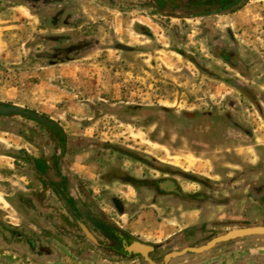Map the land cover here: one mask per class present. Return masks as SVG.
Listing matches in <instances>:
<instances>
[{"label": "crops", "instance_id": "obj_1", "mask_svg": "<svg viewBox=\"0 0 264 264\" xmlns=\"http://www.w3.org/2000/svg\"><path fill=\"white\" fill-rule=\"evenodd\" d=\"M251 1L252 0H250L249 3H251ZM65 4H67V2ZM67 5L68 7L70 6V13H72L73 16L75 15L74 19L78 21L79 25H76V28L82 35L81 40L87 42L88 49L83 53H79V55L77 56H68L61 62L45 61L43 59V55L35 54L36 61L42 62L43 66L45 67H40V63H37V65L35 67H31L32 70L29 73L23 75V77H29L30 75L33 77H38V80H40V77L42 76L41 73H43L48 68L55 66H65L66 69H68L67 67H70L68 65H71V67L76 66L80 68L87 66L89 68L90 66H92L93 68H97L100 65L96 60H93V58H102L103 52L101 51H103L102 47L105 45V40L111 38L115 39L116 42L113 47L107 49V55L109 56V61L113 63L114 67L116 63H119L123 59L122 57H126L131 53L139 58L145 57L144 61L149 59V66H147L146 64L142 65L144 71H147V69L152 66L159 67L160 70L163 71L165 69L164 67L168 66V64H172L173 62H191V65L195 69V72L193 73V75L195 76V84L193 88V95L196 98V101L194 100L195 108H186L183 110L198 111L205 109H219L220 112H223L225 111L223 109H230L229 107H232V109L234 110L233 112L238 117L240 124L244 127H247L251 132V139L245 138L241 133L239 134L233 131L231 133L229 132V134L226 135V138L235 139L238 137V139H240V142L242 143L239 148L235 149V155L236 157H239V161L242 165H244V167H247V169L242 170L243 166H240V169L243 171V173L255 172V174H264V15L263 17L259 15H252V10H254L256 13L258 9H262V11H264V6H262L263 8H261L258 4H247V8L245 9H248L249 12L247 15H245L243 13L245 9H243L241 12L239 11V16L243 17L239 20H237V18H230L229 21L219 20L223 19V17L228 16H215L218 19L217 23L214 20H203L202 23H208V31L205 35H203V32H201L199 29L200 22H195L194 25H196L197 33L194 38L195 43L192 46V55L189 56V54H187V56H185L179 50V48L174 47L171 48L170 58L168 59L167 57H165L162 59V55L160 53L162 52L163 45H156V47L154 48L155 51L153 53H150L149 50H146L144 48V45H146L148 41H154L156 38V41L159 43L160 39L157 40V28L154 27L151 18L136 16V9H126L122 11H115L113 10V8L108 9V13H111L112 16L105 18L104 15L100 18V20L95 21L97 18L94 19L92 15H90V13L99 12L98 9L103 7L96 5L94 7V10L96 8V11L91 10L90 12L87 10L84 11L87 5L86 2L79 3L77 5V9V6L73 7L72 5ZM77 13L79 14L78 16L76 15ZM129 15H133V19L130 20ZM233 15H237V13ZM125 16H127L126 20H124ZM69 19L72 18L67 15L65 16V18H63V20H61L62 22H60V20L59 22L55 21V24H57V26H55L54 28L46 29V26L41 25V22L39 23L38 18L34 16L32 11L23 1L0 0V67H2V64L6 65L11 74H16L17 72H19V74H23V68H28V66L25 65L26 58H24V56L26 57L27 54H25V52H20V49L18 50L16 48V45L12 43V40L15 36H19L20 39H22L21 34L28 30L29 27L34 32L37 30L39 31L38 37H52L53 35H58L57 37H63L61 35L63 33L67 34L65 35V39L73 40L71 36L72 34L68 32L73 28V25L69 23ZM63 21L65 23H63ZM159 21L166 23V18L159 17ZM178 21L179 20L171 22L174 23V25L172 26V32L174 33L175 37L178 36L179 32L182 33L183 22L181 23L180 21ZM236 21L239 22L242 33L246 32L249 36H252L251 34H254L253 36H256L255 46L250 39H247L245 43L238 40L236 35ZM229 31L233 33V39H230L227 36ZM46 32L47 34H45ZM257 35L259 36L257 37ZM159 36H161V34H159ZM73 41L76 42L77 40ZM202 43H205L206 53L203 51L202 47H200ZM20 44H22V42ZM217 44L222 46L223 48H227L231 52H235L236 60H233L234 57H231L230 55L224 56L221 53H217L216 49L219 48L215 46ZM122 51H128L129 53L125 54ZM114 54H117V56L115 57L116 60L113 59ZM16 60H19V62H16ZM135 61L140 60L133 59V62ZM84 62L85 65H83ZM236 63H239V66H241H237L239 69L241 68L240 71L236 69ZM133 66L137 67L139 66V64L136 66V64L134 63ZM86 70L88 74H86V77L88 78V80L84 82V86L82 87L81 92L79 91V86L77 88H71V94H67L69 97L76 93L80 95L85 94L88 98H93V96L91 97L90 94L94 93V97H97L99 95L98 99L101 100V98H104L108 94H111L112 96L117 92L119 94V90H115L114 85H112L111 88H108L107 86L98 87V92L89 90V79L94 78V75L89 74L92 72V70ZM62 74H65L64 77H67L66 71ZM79 77L80 75L78 76L77 73H75L73 76V78L75 79H79ZM224 77H227L228 79H225ZM22 83L23 85H25L27 81L23 80ZM60 83L61 82H51L52 86L54 85L53 87L55 89L57 87L63 88V84ZM177 87H179V80L177 82ZM27 89L23 91L19 87H16L15 90H12L16 94H19V92H23L27 97L31 94L33 99V101H30L31 104L25 105L24 103H20L18 101L8 100L9 104H13L24 109L27 107H31L30 109L34 108L35 113L47 118L48 120H56L58 122L60 118L56 117L55 119L49 116V112L47 111V109L53 110L54 114H59L60 111L57 109L59 105H47V102L49 103V101L53 100L50 96H48L47 98L44 96L43 92L45 91L41 88V84L37 83L33 85L32 90ZM65 89L69 90V88ZM241 89L248 90L253 99L248 100L244 96V98H240L242 96L239 93ZM12 90H9L7 92H10ZM165 91L166 94H168L169 90ZM171 93L172 92H170V94ZM236 94L238 95V97H236ZM200 96H202L203 98H200ZM219 96H221V100H218ZM53 97L54 99L56 98L55 94H53ZM65 99L67 98L65 97ZM147 99L148 98L143 97L140 103H125L124 107L128 110L147 109L152 107H162L170 109L173 107L174 103H177L176 100L170 101L165 99V101L159 100L156 104H152V102H149V100ZM238 99H241L242 101ZM17 100H19V98ZM0 101L2 102L1 99ZM102 102V108L98 107L99 109L101 108V112L99 111V114L102 113L103 110L111 107V105L108 104L107 101L102 100ZM147 102L151 104H146ZM229 103H231V106L228 105ZM113 116L112 118H114ZM14 118L17 117H0V121H13ZM57 125L59 126V124ZM59 128L61 130V134L59 133V135L62 139H64L65 132H63L60 126ZM31 131L33 133L32 136L36 135V132L34 130ZM79 135L81 137H87L83 133ZM40 146V139L38 141H34L28 137L26 132L24 133L17 131V128H15V130L13 131H0V211L2 212L1 218L7 224V226L10 227V229L7 230L8 232H6L5 234L7 237L13 238L11 241L14 242L10 243V246L6 245L5 243L0 244V257L9 259L14 264H90L91 262L88 261L90 255L88 254V250H84V256L81 257V259H78V257L75 255V251L78 250H74L72 248L69 249V247H71L69 244L65 245L68 249L63 246V249H65L68 254H65L64 251H62L61 249L60 251L55 247V249L49 250V252L44 256L33 257L34 259L32 261H30L29 259H23L26 257H24L25 251L23 250L24 248H22V246L25 245L22 238L23 236L21 237L18 234V229H20L21 225H23V221H25L22 213L25 212L26 214L28 212L26 206L29 204V200H31L32 203H36L39 205L38 201H33L35 196L31 195L36 192L40 193V191H42L44 187L40 180L35 179L34 175L41 171H49L48 168L46 169V167L49 166V152L55 153L56 151L54 148H49L46 158L43 159V151L40 149ZM109 148H111L108 149L109 154H106L105 152V156L107 158V161H110V157L112 159L109 162L110 165H107L110 167L109 169H111V173H114V170H117L128 173L132 178L137 180L146 179V177H144V172L143 175H141V173L138 172L137 168L134 167L136 163L130 162L132 163L131 165L129 163L125 164L123 162V159L118 158L119 156L115 157L116 154L119 155V153L117 151H112L114 150L113 147L110 146ZM84 151V149H81V154L76 158H73L71 154L72 151L67 152V150L65 149V153L63 156V167L65 173L62 171L63 175L72 172L76 173L81 181L85 183L86 187H90L89 185L91 183H101V188H104L105 190L117 188L113 191L118 199L117 201H112L117 204L114 205L115 208L113 210V214L121 220V225H119L114 220H111L114 222L117 228L129 234V237L137 238L143 244L158 245L167 241L168 239H171L172 237H175L174 235H176V233L180 230L195 227L198 225L208 223L217 224L241 222V220H257L259 218L264 219V205H261L262 207H259L258 212H256V216H254L251 214V212H248V206L250 203L254 205H257V203L253 200H250L249 198L244 199L242 202L232 201L231 203H228V205L220 203L214 204L215 199L218 201V199L227 195L228 197H232L231 193L229 191L227 194V192L214 193L209 190H202L198 184H195V182L189 183L180 179H178L177 182L179 187H181L184 192L196 193L198 191H203L204 194L210 196L214 200L205 203H199V205H196V207L194 208V206H192L191 204L177 202V200L174 201L171 198H167L169 196H166L160 200L167 201L166 204H173L171 201H174L175 204L177 203L176 205L178 206L177 209L179 212L175 215L174 213L167 212L165 213L167 215L161 217V215L163 214H160L162 209L159 206L158 199H156L157 203H150L149 201L151 199L148 200L150 193H148L145 188L135 190L131 185H127L123 180H119L120 182H118L116 177L115 179L111 176L98 177V175H96L95 177H93L91 172H94L93 174H97L96 172L102 171L100 166H103V162L100 161V159H96V161L87 160V162L84 163L83 157H85V155L82 154L84 153ZM86 151L92 153V156H94V154L95 156L99 155L98 150L94 148L86 149ZM103 156L104 154H100L99 158ZM184 156L185 155H183L181 158L179 156L173 157L174 159H177L175 160V163H179V160L182 164H184L185 162L189 163V158H185ZM201 157L202 158L199 159V162L197 164L199 168H195V170L189 171H191L199 178L204 177L211 181L215 180L214 177L210 175L212 173V170L210 168H208V170H205L200 166V163H206L208 159L212 157V155L207 154L202 155ZM38 159H41V163L45 162V164H40ZM185 166H188V164H186ZM177 169H181L182 171H184V173H186L189 168L178 167ZM227 175L231 176V174ZM227 175L226 177L229 179L230 176ZM185 176L187 177L188 175ZM148 177L151 179H160V177L163 176L156 175L157 178H154L150 171ZM236 178H239V176H237ZM192 179H194V177H191L190 180ZM263 179V176L259 178V180ZM115 184H119V186L115 187ZM69 188L72 190L70 184ZM119 189H126V192H121L119 191ZM137 192H141L143 196H136ZM50 193L54 200L53 194L56 193V190L53 186L49 187L46 191V196L44 198L42 197L43 205L48 204L46 200L51 198L49 196ZM72 193L75 194L74 192ZM142 199L143 203H145L144 201L146 200L148 201L147 205L151 210H148L146 212L141 211L139 213L134 210L132 211L127 209V206H134L137 202H141ZM232 204L243 207L242 211L238 212L236 210H231L229 207ZM153 211H156L159 214H154ZM159 218L160 222L156 221ZM143 225H149L151 226V228L155 226L158 227L159 230L157 232L145 230L142 231L141 228H143ZM90 235H93V237L96 238L95 233L91 232ZM69 250H71L72 252ZM27 252L33 254L32 250ZM90 252L93 253L92 250Z\"/></svg>", "mask_w": 264, "mask_h": 264}, {"label": "rangeland", "instance_id": "obj_2", "mask_svg": "<svg viewBox=\"0 0 264 264\" xmlns=\"http://www.w3.org/2000/svg\"><path fill=\"white\" fill-rule=\"evenodd\" d=\"M64 3L67 2V4L72 5L73 7H76L79 3H85L86 2V8L84 9L87 11L94 10V7L96 5L103 7L99 8V12L90 13L95 21L100 20L102 16L105 15L106 17L112 16L111 13H108V9H112L115 11H122V10H132L136 9V16H144V17H150L152 20V23L154 24V27L157 28V40H159V43L155 40L148 41L146 45H144V48L146 50H149L150 53H153L155 50L154 48L156 45H163L162 46V52L160 53L162 55V59L167 57L170 58V51L171 48H179V50L187 56V54L192 55L193 49L192 46L195 43L194 38L197 33L196 31V25L195 22H200L199 29L201 32H203V35H205L208 31L207 26L208 23H202L203 20H214L217 23V18L214 16H206V17H200L197 18L195 16H189L186 13L177 12L180 14H175L177 16H173L171 14H156L152 8L148 4H151L149 0H62ZM246 0L245 2L242 1L237 8L234 9V11L226 12L225 14H222L221 16H228L223 17V19L219 20H225L229 21L230 18H237L239 20L240 12L247 8V4L251 5H259L261 8L264 6V0H252L251 3ZM78 6L76 7V9ZM98 8V7H97ZM170 12V8L166 7L165 11ZM96 11V8L95 10ZM240 11V12H239ZM249 12L248 9H245L243 12L245 15H247ZM237 13V15H233ZM79 15L78 13L76 14ZM146 15V16H145ZM252 15L256 16L259 15L263 17L264 11L262 9H258L257 13L252 10ZM75 16V15H74ZM130 20L133 19V15H129ZM154 16V17H153ZM220 16V15H219ZM237 16V17H234ZM126 17H124V20H126ZM159 17L166 18V23L159 21ZM163 20V19H162ZM175 20H179L182 23V33H178V36L175 37L173 31V25ZM178 21V22H179ZM206 21V22H208ZM233 21V20H232ZM69 23L73 25V28L70 32L72 34L73 40H81L82 35L79 33V31L76 28V25L78 24V21L76 23V19H69ZM180 23V24H181ZM236 24V35L239 41H242L245 43L247 39H250L253 42V45H256V36H253L254 34H251L252 36L247 35L246 32L242 33V30L240 28V24L238 21L235 22ZM38 32V33H37ZM19 33V32H17ZM21 34V33H20ZM47 34V32L45 33ZM161 34V36H159ZM62 36H65L67 34H61ZM22 39H20L19 36H15L12 40V43L16 45V48L20 52H25L26 58L25 65L28 66V68H23V74H19L17 72L16 74H11L8 70L7 66L2 64V67H0V99L2 100V103H9L8 100L12 101H18L20 103L31 104L30 101H33L31 94L27 97L26 94L23 92H19V94H16L13 90H15L16 87H19L23 91L31 89L33 85L40 83L41 88L45 91L43 92L44 96L47 98L50 96L53 101H49L48 104H54L59 105L58 110L60 111L59 114H54L53 110H48L49 116L56 119L60 118L58 122L55 121L63 132H65V138L62 139L59 136H57L53 131H50L46 128L40 127L38 124L25 119H19L14 118L13 121H0V131L1 130H15L17 128V131L20 132H26L29 138H31L34 141H38L40 139V143L44 144L45 146L49 147L50 149L54 148L55 153L49 152V159L48 168L49 171L45 170L44 172L41 171L37 174H35V179H38L41 181L43 185L42 191L40 193L36 192L33 193L31 196H35L33 201L39 202V205L36 203H32L31 200H29V204L26 206L27 213H22V216L25 218V221H23V225H21L20 229H18V234L23 238L24 245L22 248L25 251L24 260L29 259L32 261L35 256H32L30 252V243L35 240L40 245L44 246L48 250H53L55 247L58 250H62L65 252V254H68V252L63 249V246L66 244H69L71 247L69 249L78 250L75 251V255L78 257V259H81V257L84 256L83 252L84 250H88L89 260L90 264H128L127 262H122L119 260H112L114 258H110L109 256H106L105 254L99 253L97 250L94 249L91 243L86 242L82 244V246L78 247H72L73 243L70 240H67L65 237L70 235V237L73 238L77 237L81 234L78 230V226H76L75 222L73 220H70L69 216H67V213L64 211V209L60 206L57 201L52 198L51 193L49 196L50 199L46 200L48 204L43 205L42 203V197L45 195V191L49 187H54L56 190V195L59 196V199H64L63 202H66L69 206L70 211L77 213L78 219L82 222L88 223L91 219L93 221L92 223L101 224V228L103 229V235H105L108 238H111L112 235L109 230H112L111 224H114L112 220L117 222L119 225H121V220L116 217L113 214L114 206L117 205L115 202L111 203V198L114 197L113 191L117 188L105 190L104 188H101V183L97 184H90V187H86L85 183L81 181L79 176L76 173H66V175H63L64 167H63V156L65 153V149L67 152L72 151V157L76 158L79 156L80 150L84 149V163L88 161H96L100 159V161L103 162V166H100L102 171L96 172L97 174H93L94 172H91L93 177L98 175V177H110L109 172L111 169L107 165H110V161L112 160L110 157V161H107L106 154H109L108 149L110 146L113 147L114 150L119 148V151L127 150L128 153H130L129 158L123 157L120 155H117L115 157H118L119 159H123V162L125 164H132L136 163L134 165L135 168H137L138 172L143 175L144 177L148 178V173L150 172L149 168H144V159L140 157L143 155V153L147 152L150 155L148 158H151V161H149V165L151 166V169H156L161 167L163 164H167L172 167V170L174 171L178 167L183 168H189L188 170H195L199 159L202 158V155L197 154L196 150L203 149V150H211L212 157L210 158L206 163H200L201 167L203 169L208 170L210 168L212 170V175L215 180H220L222 184L223 181L226 180V175L230 176L229 178L235 179L236 176H238L240 173L243 172L242 170L247 169V167H244V165L241 164L239 161V157H236L235 155V149L239 148L242 143L240 142V139L235 138H224L223 140L215 141L209 139L210 136L208 134L210 132H213L214 129L220 133H224L225 129L221 127L220 125H216L213 127V123H209V121H200L199 126H195L191 130H186L182 127L176 126L172 120H169L170 118L179 117L181 116L180 111L183 109H193L194 107V100L196 101L195 96L193 95V88L195 84V76L193 73L195 72V69L191 65V62H185L181 61L178 63H172L168 64V66L164 67L165 69L163 71L160 70L159 67H150L147 69V71H144V68L142 67L143 64H146L149 66V59L145 60V57L139 58L134 56L133 53L128 54L130 56L122 57L121 61L119 63L115 64V67L113 66V63L109 61V56L107 55V49L110 47H113L115 45V39H106L105 45L102 47L103 55L101 59H95L97 63L100 65L97 68H93L90 66V68L87 67H76L68 65L70 67L65 66H55L50 67L47 70H45L40 77V80H38V77H23L26 73H29L32 68L37 65V63H40V67L43 66L42 62H37L35 58V54H40L43 50H45L46 46L41 44L39 31H33L30 27L28 30L23 32L21 34ZM259 35H257L258 37ZM64 38V37H62ZM204 40V39H203ZM22 42V44H20ZM125 42V41H124ZM202 47L203 51L206 53V46L205 43H202L200 45ZM217 50V49H216ZM110 52V51H109ZM123 53H129L128 51H122ZM113 53V52H111ZM222 54V53H221ZM33 55V57H32ZM117 54H114V60ZM144 58V59H143ZM119 59V58H117ZM133 59H139L140 61L133 62ZM255 59V56H254ZM188 61V60H187ZM16 62H19V60H16ZM92 62V61H91ZM136 64V66L139 64V66L135 67L133 64ZM85 65V62L84 64ZM213 65V64H212ZM263 66V65H261ZM92 70L90 75L93 74L94 78L89 79L90 82L88 83V89L97 91L98 87L107 86L108 88H111L112 85H114L115 90H119L115 93V95L108 94L104 98H101V100L97 97H94V93H91V97L88 98L85 94H73L71 97H69L67 94H71V88H77L79 86V91L81 92L82 87L84 86V82L88 80L86 77L87 70ZM67 73V77H64L65 74H62L63 72ZM77 73L78 76L80 75L79 79L73 78L74 74ZM40 74V75H41ZM220 74V73H219ZM88 75V74H87ZM225 79H228L227 77H224ZM26 80L27 83L23 85L22 81ZM179 80V87H177V82ZM135 81V83H134ZM51 82L63 84V88H54L51 84ZM8 83V84H6ZM170 86V89H169ZM69 88V90H66L65 88ZM13 89V90H12ZM9 90H12L10 92H7ZM165 90H169L168 94H166ZM98 92V91H97ZM170 92H172L170 94ZM178 92V94H177ZM42 94V93H41ZM53 94H55L56 98L54 99ZM202 95V94H201ZM65 97L67 99H65ZM84 97V98H83ZM146 97L148 98L149 102H152V104H156L159 100L165 101L172 100L177 103L173 104V107L168 110L167 112H163L159 107L157 108H147V109H133L128 110L125 109L124 105L125 103H133V102H141L142 98ZM236 97L238 95L236 94ZM19 98V100H17ZM88 98V99H86ZM200 98H203L200 96ZM240 98H244L241 96ZM102 100L107 101L108 104L111 105V107L107 108L106 110H103L102 113L99 114V111L101 112L102 108ZM218 100H221V96L218 97ZM241 100V99H238ZM242 101V100H241ZM90 102V103H89ZM147 102L146 104H151ZM86 105V106H85ZM180 106V107H178ZM98 107H101L100 109ZM182 107V109H181ZM31 107H27L25 109L29 111H34L35 109ZM162 108V107H161ZM213 110V109H210ZM219 110V109H214ZM223 110H230V109H223ZM236 112V111H235ZM114 115V116H113ZM112 116L114 118H112ZM169 116V117H168ZM23 120V121H22ZM188 126H186L187 128ZM34 130L36 132V135L32 136V131ZM85 134L87 137H81L79 134ZM227 135V134H226ZM62 139V140H61ZM199 141V143L197 142ZM62 141V142H61ZM199 145V146H198ZM59 148V149H57ZM94 148L98 150L99 155L104 154L103 157L99 158L98 156H92V153H89L86 151V149ZM122 149V150H121ZM228 150V151H227ZM55 154V155H54ZM55 156V159L52 158V156ZM134 155V156H133ZM185 155V158H189V163H184L185 165L188 164V166H185L178 161L179 163H175V160L173 157L179 156L180 158ZM199 155V156H198ZM53 156V157H54ZM144 156V155H143ZM57 157V158H56ZM41 158V157H39ZM208 158V157H205ZM135 159L140 160L141 162H135ZM40 164H45V162L41 163V159H38ZM41 160V161H40ZM114 160V159H113ZM144 161V162H143ZM132 162V163H130ZM177 162V161H176ZM147 163V161H146ZM180 164V165H179ZM182 164V165H181ZM165 166V165H164ZM178 166V167H177ZM240 166L242 167V170L240 169ZM200 167V168H201ZM131 168V167H130ZM236 168V169H232ZM66 170V168H65ZM63 171V172H62ZM106 172V173H105ZM191 172V171H189ZM65 173V172H64ZM147 173V175L145 174ZM152 176H155L157 174L151 172ZM244 176L242 177V181H246L248 183L254 182L256 180H259L264 174H255V172H245L243 173ZM124 175H129L128 173H124ZM218 175V176H217ZM116 177V175L114 176ZM220 178V179H219ZM67 184L71 185L72 192L75 193L77 196L76 199H69L68 196L71 192L70 188H67ZM64 185V186H63ZM66 185V186H65ZM92 186V187H91ZM119 184H115V187H118ZM83 188L85 194L88 196V198H85L83 194L81 193V189ZM70 189V190H69ZM126 189H119V191H125ZM126 192V191H125ZM124 193V192H123ZM236 194V191L232 189L231 196H234ZM112 196V197H111ZM136 196H143L141 192H137ZM27 197V196H25ZM127 202V201H126ZM143 199L141 202H137L136 205L127 206L128 210H134L136 212L141 211H148L149 209L147 205V200L144 201ZM167 201L158 200L159 206L161 207L160 214L161 217L165 216V213L170 212L177 214L178 206L175 204L174 201H171L173 204H166ZM128 203V202H127ZM53 204V205H52ZM251 204V203H250ZM248 206V212H251L252 215L256 216V212H258L259 207L258 205L251 204ZM168 205V206H167ZM78 207H84L85 211L83 214H80V212L77 210ZM231 210H236L238 212L242 211L243 207L236 206L232 204L229 207ZM154 214L158 213L156 211H153ZM159 214V213H158ZM84 215V217H83ZM2 212L0 211V244H6L10 246V243H14L11 241L13 238L7 237L6 232L9 227L7 224L3 221ZM112 219V220H111ZM40 221V222H37ZM97 220V222H95ZM43 221V222H41ZM160 222V218L156 220ZM39 223H47L48 228L47 230L42 229ZM96 225V224H95ZM115 225V224H114ZM116 226V225H115ZM45 227V226H44ZM58 229H65V231L60 232L57 230L58 234L54 232L56 228ZM91 227V226H89ZM142 231H153L157 232L159 230L158 227H153L149 225H143V228H141ZM175 231V230H172ZM92 232L96 234V240H99L100 242H104L103 238L100 235V232L97 231L95 228L92 229ZM11 235V234H10ZM100 235V236H99ZM9 236V234H8ZM19 236V238H20ZM82 239V238H81ZM15 240V239H14ZM264 240V239H263ZM85 241V240H83ZM171 241V242H170ZM241 242V244H247L248 242H253V244L259 243L258 240H246ZM83 243V242H82ZM196 241H190L187 243L179 242L176 237H172L171 239H168L167 241L158 244V246H164V248L157 251L156 254H154L155 258H161L165 254L172 252V251H179L180 249L189 246V245H197L195 244ZM248 243V244H249ZM26 245H29L28 247ZM62 245V246H61ZM153 245V244H152ZM66 247V246H65ZM233 248V247H232ZM66 249H68L66 247ZM60 250V251H61ZM93 251L91 253L90 251ZM71 251V250H69ZM72 252V251H71ZM78 252V253H77ZM64 255V254H63ZM180 261V260H179ZM179 261L173 262L172 264H177ZM96 262V263H95ZM0 264H14L9 259H6L4 257H0Z\"/></svg>", "mask_w": 264, "mask_h": 264}, {"label": "flooded vegetation", "instance_id": "obj_3", "mask_svg": "<svg viewBox=\"0 0 264 264\" xmlns=\"http://www.w3.org/2000/svg\"><path fill=\"white\" fill-rule=\"evenodd\" d=\"M20 1H23L24 3H26V5L32 11L34 16L38 18L39 23L41 22V25L46 26V29L54 28L55 26H57V24H55V21L59 22L60 20V22H62L61 20H63V18H65V16L67 15L70 16V18L72 19L74 18L72 13H70V8H69L70 6L68 7V5L65 4L62 0H20ZM230 1L231 2L234 1L233 2L234 5H231V7H228V9L227 8L219 9L222 7V5L217 4V0H211V2L213 3L202 5L203 9L199 5H197L198 8L199 7L201 8V10L200 11L195 10L194 12L192 10H189L188 12L190 14L186 18L191 17V16H195L197 18H200V17L202 18L206 16H214V17L219 16V15L221 16L222 14H225V13H222L223 11L230 10V8H237L243 0H228V2ZM149 2H151V4H148V5L150 6V8H152V10L156 14H164V15L171 14L173 16H177L175 14H180L177 12L186 13V12H183L186 7L182 4L184 1H181V0H149ZM169 4H171L173 8H176V11L171 12V13L168 12L167 10L165 11V8L168 7ZM64 21L63 23H65ZM76 23H77V20H76ZM57 36L58 35H53L52 37L51 36L50 37L49 36L40 37L41 44L43 46L44 45L46 46L45 50L40 52V55L44 56L43 59L45 61L61 62L65 60V58H67L68 56H77L79 55V53H83L85 50L88 49L86 41L77 40L76 42H74L72 39H65L66 36H63L64 38H62L61 36L59 37ZM227 36L230 39H233L234 37L231 31L228 32ZM215 46L220 48V49L217 48L216 50L217 53H222L224 56L230 55L231 57H234L233 60H236L235 52H231L227 48H223L222 46L218 44ZM237 66H239V63H236L235 67L237 70L240 71L241 68L239 69ZM239 93L245 98H247L248 100L253 99L252 95H250V92L246 89L245 90L241 89ZM0 103L2 102L0 101ZM5 104H9V103H5ZM10 105H13V104H10ZM228 105L231 106V103H229ZM154 108H157V107H154ZM229 108L230 110H225L223 112H220L219 110H214V109L213 110L205 109V110H198V111L197 110H193V111L181 110L180 111L181 116L179 117L176 116L174 118H170L169 120H172V122H174L176 126L182 127L186 130H191L195 126H199L200 124L199 122L201 120L209 121V123L212 122L213 127H215L218 124L225 129V132L220 133L216 131V129H214L213 132H210L208 134V136H210L209 139L215 140V141L223 140L226 137V134H229V132L231 133L232 131L235 133H239V134L241 133L243 137L251 139V132L248 130L247 127H244L243 125L240 124L238 117L233 112L234 110L232 109V107H229ZM159 109H161L163 112L168 111L161 107H159ZM186 126L188 127L186 128ZM53 132L59 135L58 132H55V131ZM31 134L33 135V133ZM59 137L61 138L60 135ZM197 142L199 143L198 140ZM40 149L43 151L42 157L43 159H45L49 151V147L41 143ZM211 150H214V149H209V150L198 149L196 150V152L199 155H207V154L212 155L213 151ZM56 151H59V150H56ZM116 151L119 153L120 156L127 157V158L131 156L129 155L130 153H128L126 149L119 151V148H118L116 149ZM143 155L140 156L145 161V162L143 161L144 162L143 166L145 168H149L151 172H154L158 176H163V177H160V179H151L148 177L145 180H137V179L132 178L130 175L128 176L124 175V172L117 171V170H114L115 171L114 173L109 172V176L114 177L116 175V179L118 182H120L119 180H123L124 182H126L127 185L129 186L131 185L132 188L135 190L145 188L147 192L150 193L149 199H148V200L151 199L149 201L150 203H153V202L157 203L156 199L160 200L163 197L169 196L167 198H171L174 201L177 200V202L191 204L195 208L196 205L197 206L199 205V203H202V202L205 203V202L214 200L210 196L204 194L203 191L202 192L198 191L196 193L184 192L181 189V187H179L178 182H177V180L180 179V180H184L189 183L195 182V184H198L202 190H209L214 193L227 192L228 194V191L231 193L232 189L236 191V194H234V196L232 197H228L227 195V196H224L218 199V201L215 199L214 204L220 203V204L228 205V203H231L232 201L242 202L244 199L249 198L250 200H253L254 202H256L258 206L264 205V179L258 180L256 182H251V183H248L246 181L244 182L240 180L244 176L243 172H240V174L238 175L239 178H235V179L226 178V180L223 181L224 183L222 184V182L218 180L211 181L204 177L199 178L196 175H194L192 172H189V170L186 173H184V171H182L181 169H175L173 171L171 166L165 165V164H163L162 166H158V167H161V169L159 168L151 169V166L149 165V161H151V158H148L150 154L145 152L143 153ZM52 158L55 159V157H52ZM135 162H141V161L135 159ZM196 168H199V166L197 165ZM145 174L147 175V173ZM185 175H188V176L186 177ZM153 177L157 178L156 175ZM191 177H194V179L190 180ZM66 187L69 188V185L67 184ZM81 193L83 194L85 198H88L83 188L81 189ZM69 194H70L68 196L69 199L77 198V196L72 193V190ZM113 195H115L114 192H113ZM45 196H46V191H45V195L43 196V198ZM53 196H54V199L57 201V203H59L60 206L64 209V211L67 213V216H69L70 220H73L75 222L76 226H78L77 228L79 232L81 233L78 236V238L74 237V240L72 237H70V235L69 236L67 235L65 237L67 240L72 241L73 243L72 247L82 246V244L89 242L92 244L94 249L97 250L99 253L105 254L106 256H109L110 258H114L112 260H119L122 262H127L128 264H150L148 261H145L141 255L129 253L125 251V247L127 245H124V242H126L127 244H131L135 241L140 242L137 238L129 237V234H127L124 231H121L114 224H111L112 230H109V231H112L110 234L112 235V237L108 238L105 235H103V231H102L103 229L98 230L99 228H101L99 226H101V224L103 223L101 224L92 223L93 221L91 220L93 219H91L88 223L83 222V221L81 222L78 219L77 213L70 211L68 204L66 202H63L64 199H59L60 197L57 196L56 193H54ZM117 200H118L117 197L114 196L111 198V203L112 201H117ZM77 210L80 212V214H82V211H83V214H85L84 207H78ZM37 222H40V221L37 220ZM95 222H97V220ZM39 224H41L40 226L42 227V229L44 230L48 229L46 228L48 226L47 223H44V224L39 223ZM254 226H264V219L259 218L257 220H241V222H229V223H217V224L208 223V224L198 225V226L191 227V228H186V229L180 230L174 236L177 238V240H179V242L187 243L190 241H196L195 244L197 245H194V246L189 245V246H186L180 249L179 251H172V252H182L187 249H199L205 246L207 243H209L213 239L219 236H223L229 231L240 229V228L254 227ZM93 228H95L97 231L100 232L101 237L103 238V240H105L104 242H100L99 240H96L93 237V235H90ZM57 230H59L60 232L65 231V229L56 228L54 230L56 234H58ZM250 239L258 240L259 243L253 244V242H250V243L248 242L249 244L248 243L241 244V242L243 241L246 242V240L248 241ZM263 239L264 237L252 236V237H245V238H237L235 240H231V241L224 242V243H217L213 248L207 251L201 252V253L187 251L185 252V254L177 258L171 259L167 264H172L173 262H176L179 260L180 261L177 264H264V240ZM30 245L31 246L29 250L33 251V256L35 257L44 256L49 252L47 248L40 245V243H38L35 240L32 242V244L30 243ZM147 245H151L154 247V250L150 252L147 257L154 264H164V257L171 252L165 254L161 258H155L154 254H156L158 250L164 248L167 244L164 246H160V247L158 245H152V244H147ZM26 246L28 247L29 245H26Z\"/></svg>", "mask_w": 264, "mask_h": 264}, {"label": "water", "instance_id": "obj_4", "mask_svg": "<svg viewBox=\"0 0 264 264\" xmlns=\"http://www.w3.org/2000/svg\"><path fill=\"white\" fill-rule=\"evenodd\" d=\"M243 1L245 2L246 0H243ZM0 117H17V118L29 119L39 124L40 126H43L44 128L50 129L52 131H55L61 134V130L55 122L48 120L47 118L35 112L26 110L24 108H21L15 105L0 103ZM252 236L264 237V226H254V227L235 229V230L227 232L223 236H219L213 239L212 241H210L205 246L199 249H187L182 252H171L164 257V264H167L171 259L177 258L185 254V252L187 251L201 253V252H204V251H207L213 248L217 243H224V242H228L231 240H235L237 238H245V237H252ZM124 245H127L125 247V251L129 253L139 254L142 256V258L145 261H148L150 264H154L147 257L148 254L154 250L153 246L143 244L140 242H136V241L131 244H127L126 242H124Z\"/></svg>", "mask_w": 264, "mask_h": 264}, {"label": "trees", "instance_id": "obj_5", "mask_svg": "<svg viewBox=\"0 0 264 264\" xmlns=\"http://www.w3.org/2000/svg\"><path fill=\"white\" fill-rule=\"evenodd\" d=\"M181 1H184L182 4L186 7L185 10L183 12H186V14H188V11L189 10H192L193 12L195 10H201V8L203 7L202 5H207L209 3H213L211 2V0H181ZM234 2V1H233ZM233 2H228V0H217V4H221L222 7L219 8V9H228V7H231V5H234ZM199 5L200 7L198 8ZM171 10H170V13L171 12H174L176 11V8H173V6L171 4H169L168 6ZM203 9V8H202ZM235 8H230V10H226V11H223L222 13H226V12H230V11H234ZM203 14V12H202ZM57 136H59L58 134H56Z\"/></svg>", "mask_w": 264, "mask_h": 264}]
</instances>
